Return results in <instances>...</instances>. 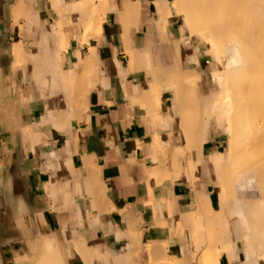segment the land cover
<instances>
[{
  "label": "crops",
  "instance_id": "1",
  "mask_svg": "<svg viewBox=\"0 0 264 264\" xmlns=\"http://www.w3.org/2000/svg\"><path fill=\"white\" fill-rule=\"evenodd\" d=\"M175 2L0 0V264H26L47 244L64 264H206L213 254L225 135L215 116L204 126L216 90ZM156 66L161 80L147 70ZM193 76L202 89H190ZM235 259L221 250L218 263Z\"/></svg>",
  "mask_w": 264,
  "mask_h": 264
},
{
  "label": "bare ground",
  "instance_id": "2",
  "mask_svg": "<svg viewBox=\"0 0 264 264\" xmlns=\"http://www.w3.org/2000/svg\"><path fill=\"white\" fill-rule=\"evenodd\" d=\"M100 3H102V1ZM107 3H105V6ZM101 5L103 6V4ZM111 6L109 5L108 7L110 8ZM173 9L174 11L177 12V17L181 21L180 31L183 36V41L188 40L191 43L200 42L209 45L212 50L214 65L216 67V70L213 74H217L221 76V80L215 78L214 79L219 83L222 89L221 92L224 95L223 97H220L219 95L216 94L211 98L208 97V99L206 100L204 107L206 112L203 115H205L204 117H206L207 120H206V125L204 126H206L205 127L206 129L208 128L209 125L208 120L214 115L217 116L218 121L220 123L222 122L223 118L226 119L229 122V129L231 132L230 140L232 139L231 140L232 142H231V146L227 145L223 157L217 158L214 161V164L217 168L221 169L222 171V169L225 167L224 158L227 157L230 158L231 156L236 158V162L232 172V177L234 181L233 182L230 181L231 174H224L223 176L225 177L224 178L225 182L223 181V186L220 188L223 214H219L220 232H219V237L217 236V242L219 244L221 242L222 245L216 244L215 248H212L213 254L212 255L206 254L207 255L205 256V258H207L206 264H213L214 261L215 264H219L218 259L220 257L221 250L223 249V247H227L228 249L231 246H234L235 242L238 246L237 248L240 247L243 248L245 260L244 263L242 264H264V0H176ZM25 12L28 14V10H26ZM32 12L34 11L32 10ZM77 13L78 15H80L79 10L77 11ZM97 14H99L98 11ZM35 15L37 17V14ZM127 15L129 16V13H127ZM127 15L126 17L128 19ZM129 19L131 18L129 17ZM124 20L126 19L124 18ZM158 24L157 25L160 28V23ZM89 26H91L92 28L91 24H89ZM19 47L21 48V46ZM15 53L18 56L20 54V49L17 48ZM50 57H49V61L51 63L48 62L47 56L45 57L46 60H44L43 63H46L47 61L49 65L48 64L46 65L51 68L52 66L54 68L59 67L56 66V64L54 66ZM94 64L95 62H93V65ZM173 66L174 68L171 66L172 69H175L176 66L178 67V65L176 64H173ZM34 68L36 69L38 67L37 66L33 67V70ZM156 68L157 70L160 69L157 66ZM156 68L147 69V70H149V72L151 71L150 74L152 75L154 73L153 75L154 78L155 75H157L156 77L157 78L159 77L158 79L161 80V77L162 78L164 77V75H162L164 71L162 70L163 67H161L162 69H160L159 71H157ZM178 69L179 71L176 72L172 70L170 73L171 76L173 75L174 77V73L177 72H179L178 75H181L182 73L180 72V68ZM33 70H32V75H35L33 74L34 73ZM40 70H43V68L40 67V69L38 68V70L36 71H40ZM57 70H60V68L56 69V71ZM155 71L157 74L155 73ZM42 72H45V70L41 71L40 73L42 74ZM84 72L86 76L87 72L86 71ZM55 74L56 73H54L53 75ZM43 75L46 76V74ZM85 76L82 77L84 78ZM195 76H193L194 78L192 77L190 78V82H192L191 83L192 86L190 89H195V87L202 89L203 88L202 82L199 81ZM222 76H224L223 80H222ZM39 77H41V75ZM34 78H38V77H34ZM179 81L182 83V85L185 84V82L183 84L182 80ZM34 83L37 82L34 81ZM182 85L181 86L179 85L180 87L178 86L179 89L183 87ZM187 88H189V86ZM82 93H84V91H82ZM197 99L199 98H196L195 100L198 101ZM152 100L154 99L152 98ZM193 103L195 104V102ZM198 103L201 106L204 105V104L202 105V101H198ZM184 109L186 108L184 107ZM188 112L190 111H188L187 109L185 115L188 116V118L186 119L191 120V118H189ZM196 112H197L196 115H198V117L202 113L201 111L200 114H198L199 111ZM190 113L193 114L192 112ZM4 116L5 115H3V117ZM197 120L199 119L197 118ZM187 121H185V124H187L186 123ZM199 128H197V130ZM204 131L206 132V130ZM204 131L203 133L205 134ZM196 132L200 134V132L198 131ZM33 136L36 137L37 135H33ZM38 138L39 137H37L36 140H38ZM177 172H179V170ZM226 188H227V197L225 194ZM235 191L237 192V195L234 194ZM216 228L219 230L218 227ZM52 241L54 243V240ZM209 241L211 242V240ZM209 244L212 245L211 243ZM218 246H220V248ZM55 247L56 246H54L53 244H47L45 246V251L43 254L48 257H52V256L56 257L57 264H64L63 261H61V255L59 256L60 253L56 250L58 246L56 248Z\"/></svg>",
  "mask_w": 264,
  "mask_h": 264
},
{
  "label": "rangeland",
  "instance_id": "3",
  "mask_svg": "<svg viewBox=\"0 0 264 264\" xmlns=\"http://www.w3.org/2000/svg\"><path fill=\"white\" fill-rule=\"evenodd\" d=\"M174 13L177 15L176 11H174ZM179 22L181 24L180 20H179ZM189 43L191 44L190 41H189ZM200 45L203 47V50L205 51V56H206L205 61L209 62L207 64L206 72H205L206 73L205 77L207 79V87L210 90H214L215 89L216 90V94L219 95L220 97H223L224 94L221 92L222 89H221L219 83L217 81H215V79H218V80L220 79L221 80V76L217 75V74H213L215 72V70H216V67L214 65V59H213V56H212L211 47L209 45H206V44H203V43H200ZM223 78H224V76H222V80H223ZM199 81H201V80H199ZM219 92H221V93H219ZM221 94H222V96H221ZM214 116H215L216 124L221 128L222 132L225 135V147H224V150H223V153H225L227 145L231 146V142H232L231 141L232 139L230 140L231 132H230V129H229V122L226 119L223 118L222 122L220 123L218 121L217 116L216 115H214ZM235 162H236V158H234L233 156H231L230 158L229 157L226 158L225 167L221 171L222 186H223V181H224V178H225L223 176L224 174H231L230 175L231 176L230 181L231 182L234 181V179L232 177V172H233V167L235 165ZM225 194H226V197H227V188H226V193ZM234 194L237 195V192L235 191ZM219 214H223V208H221V211H220ZM220 244H221V242H220ZM220 244L218 243V245H220ZM234 244H235L234 246H231L228 249H227V247H223L222 250H225V249H227V250H232V249L235 250L236 259H235V261H233V264H242V263H244V257H243V253H242L243 252V248L240 247V245H239L240 248H237L238 246H237L236 242ZM56 260H57V258L54 257V256L48 257V256H45L44 254L41 255V256L34 255V256H31V257L28 258L26 264H57ZM213 264H215V261H214Z\"/></svg>",
  "mask_w": 264,
  "mask_h": 264
}]
</instances>
